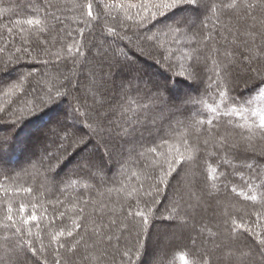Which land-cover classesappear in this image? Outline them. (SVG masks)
Wrapping results in <instances>:
<instances>
[{
    "label": "snow or ice",
    "instance_id": "1",
    "mask_svg": "<svg viewBox=\"0 0 264 264\" xmlns=\"http://www.w3.org/2000/svg\"><path fill=\"white\" fill-rule=\"evenodd\" d=\"M183 4L193 5L203 9L205 14H211L232 39L229 41L224 37L225 44L212 49L213 83L218 102L213 101L208 106L210 118L194 119L190 126L186 125L189 127L188 134L177 138L164 135L163 129H158L155 134L149 127L140 129L137 116L133 117V123L123 114L118 117L117 112L122 113V105L118 102L121 94L127 97L131 91H140L134 82L143 80L137 67L141 57L151 59L160 66L166 65V70L174 76L203 82L201 74L207 68V58L201 67L198 48L187 57L190 61L188 68L180 65L179 71H172V53L160 42V33L147 30L149 23ZM224 17L227 20H223ZM106 19H111L113 23L105 31L101 21ZM16 24L20 26L18 35L21 45L15 49L17 53L31 56L35 51L37 58L41 53L54 55L57 62L71 59L75 63L83 58L81 68H87L90 72V92L85 88L80 95L73 97L72 121L66 118L67 122H58L49 131L51 143L44 149L36 165L44 171L45 178L51 174L52 183L59 190L53 174L69 157L82 151L81 158L70 171L71 175L67 176L71 183L76 182L71 180V176L103 182L101 174L106 170V162L119 163L121 167L126 163L139 164L143 168L149 157L154 161L151 166L153 183L148 189H144L143 185L116 189L118 206L111 208L94 201H84V206H80L81 202L78 201L67 209L64 201L56 199L50 203L49 215L48 208L38 198L39 188L9 186L13 182L11 176L5 174L0 181V234H3L0 242L4 245L0 264H21V255L27 256L29 253V258H36L34 264L40 261L49 264L50 258L51 264H77V258L82 264H107L109 257L114 259L115 255L120 256L121 264H140L152 239L150 228L159 211L152 205L157 203L160 185L170 186V179H175L173 173L179 176L197 165L201 149L206 150L209 143L213 148L228 147L230 136L222 135L217 130L221 121L241 141H251L253 137L264 139V106L251 108L252 100L236 101L229 96L228 84L234 62H244L250 71L255 72V78L259 80L257 88L264 84V0H112L111 3L108 0H41L32 6L28 18L17 20ZM186 25H189V19L178 21L167 26L165 34L179 35ZM97 26H100L99 33L96 32ZM8 31L12 33L14 29L9 28ZM212 40V35L201 36L194 44ZM53 41L61 44L60 50L55 53L48 48ZM240 48L243 51H240V60L237 61L235 53ZM19 58L15 57L16 60ZM8 63H12V60ZM31 75L28 73L23 80ZM71 87L70 80L59 85L54 80L51 87L36 92L28 113L35 115L59 98L68 97L71 92L67 89ZM161 89L152 86L149 94L154 91V98L162 100ZM75 90L81 92L79 81ZM13 91L27 95L23 81L8 86L4 94L9 95ZM260 95L264 97V91ZM189 102L191 98L188 96L181 103ZM169 103L178 110L181 106ZM244 104L248 107H244ZM0 111L3 109L0 108ZM234 117H239L243 123L234 121ZM214 132L215 136L212 135ZM144 133H147V137ZM193 134L197 136L195 141L190 140ZM201 135L204 136L202 142ZM170 139H178L180 146L169 143ZM7 140L0 139V148ZM236 146L232 144V147ZM133 155L135 160H130ZM215 173L216 169H210L203 181L193 185L199 190V200L207 202L210 198L217 202L213 209L215 224L209 226L201 222L197 229L192 213L200 206L199 200L196 204L189 201L187 207L192 211H185L184 217H181L174 203L172 212L175 215L165 219H182L183 228L196 232L201 238V245L203 239L207 238L216 251L226 254L229 264H250L257 256L264 264V175L257 170L245 179L241 174L243 186L233 184L229 188L225 185L222 195L216 190L215 183L209 185V181H216ZM226 195H231L233 200L238 198L256 210L245 213L248 219L237 217L231 211L230 204L220 203ZM33 196L37 199L33 200ZM88 207L93 212L89 213ZM61 208H65V211H61ZM189 239L192 237L189 236ZM156 241L151 264H164V259L157 256V252L166 255V249L174 245L159 235ZM195 245L196 241L193 240L188 254L192 257L191 261L186 255L180 256L182 264H214L212 251L203 247L198 251Z\"/></svg>",
    "mask_w": 264,
    "mask_h": 264
},
{
    "label": "trees",
    "instance_id": "2",
    "mask_svg": "<svg viewBox=\"0 0 264 264\" xmlns=\"http://www.w3.org/2000/svg\"><path fill=\"white\" fill-rule=\"evenodd\" d=\"M40 2L41 0H0V49H7L6 51H0V74L8 72V67L10 66L14 67L12 70L17 69L18 71L17 77H10L7 81L3 83L1 82L0 84V108L3 109V112L0 111L1 122L3 121L1 119L5 117L9 118L10 121L26 117L28 111L25 108L32 104V98L36 95V92L44 88V86L45 88L51 87L54 80L57 85L61 84V79L63 78L66 79L65 81L70 80L72 83L71 85L73 86L71 87L72 97L80 95L85 88H88L89 90L91 88L90 83L87 84L85 79V71L88 69L81 68L83 58H80L75 63H73L71 59L66 62L63 60L57 62L54 55L45 56L41 53L39 58H37L35 51L32 52L31 56H25L22 53H17L15 51L16 48L21 46L18 35L20 26L16 24V21H23L28 18L31 15L32 6L37 5ZM108 2L111 3L112 0H108ZM132 2H139V0H132ZM113 15H116V13L113 12ZM186 19H189V25L184 26L179 35L177 33L165 34L167 33V26ZM222 19L227 20V17ZM112 23L113 21L111 19L102 20L101 26L106 31L107 27ZM9 28L14 29V31L9 33ZM210 29L211 32H209ZM147 30L160 33V42L168 48L170 53H172V71H179L180 65H183L184 68H188L190 61L187 57L194 53L195 48H198L200 52L201 67H203L205 58H207V68L201 74L203 82H193L179 76H174L166 70V65L160 66L151 60L150 63L147 62L145 64L149 69L139 72L140 77L143 80L134 82V85H138L140 91H131L127 97L123 94L120 95L118 102L122 105V113L117 112V116L119 117L123 114L130 120H133V117L137 116L140 120V125L138 126L140 129L143 127H149L153 130L154 134L158 129H163L164 135L178 138L181 135L188 134L189 127H186V125L190 126L194 119L200 120L206 117L210 118L211 114L208 106L213 104V101L218 102V99L215 96V84L213 83L214 53L212 49L221 48V46L225 44L224 37H227L229 41L232 37L227 36V33L223 31V28L217 24L215 17L211 14H205L203 9L196 8L190 4L178 6L167 12L165 15L158 17L147 25ZM87 31L88 30H86V35ZM99 31L100 26H97L96 32L99 33ZM208 35H212V41L194 44V41H199L201 36L207 37ZM67 43H71V41H67ZM48 48L52 53H55L60 50L61 44L53 41L52 43H49ZM240 51H243V49L240 48L235 53L237 61L240 60ZM16 56L20 57L19 60L15 59ZM10 59L12 60V63L9 64L8 61ZM32 59L37 61L35 62L37 68L32 69L28 66ZM140 59L144 58L141 57L138 60ZM45 60L48 62L45 63ZM69 67L72 68L71 71H68ZM154 68L157 69V71L160 70V75L154 74ZM189 71H191V69H189ZM28 73H32V75L29 76L27 80H23V77ZM255 77V72L250 71L244 62H234L232 64L228 81L230 89L229 96L241 103L247 100H252L253 103L251 108L264 106V97H261L260 95L261 91H264V84H261L259 88H257L256 85L259 84V80ZM21 81H23V87L26 93L28 95L30 94V96L31 93L33 95L31 96L32 98L30 97V100L24 101L28 96L25 95V92L13 91L9 95L4 94L5 91H7L8 86ZM78 81L81 89V92L79 93L75 90ZM153 81H156V84L153 83ZM152 86H159L162 88L160 93L163 97L162 100L154 98V91L149 94V90ZM177 87H181L180 92H177ZM188 96L191 98V102L181 103ZM65 98L66 97L59 98L56 102L45 107L43 111L35 115H30L34 116L33 122L37 119L36 116H42L46 109H53L57 103V107L68 108L73 111L75 101L66 102L67 100H65ZM169 102L180 104L181 106L179 110L176 107H172ZM89 103H91V101H89ZM243 106L248 107L246 104ZM8 111H11L10 114H7ZM42 118L47 120V116H42L39 118L41 122L43 121ZM226 119L227 118H225V120ZM233 120L243 123V121L239 120V117H234ZM4 121L8 122L9 120ZM2 123H0V139H6L7 127L6 123ZM133 123H135V120H133ZM9 127L10 126H8V129ZM13 128H22L21 123ZM21 130L22 131L20 132L24 133L21 135L22 137H18V135H20L19 133L18 135L13 136L10 143L9 141H6L3 147L0 148V181H2L5 174H7L11 176L13 182L9 186H32L34 188H39L38 198L40 199V203L43 204L45 208H48L49 215L51 214L50 203L54 202L56 199L64 201L65 208L67 209H71L73 204H76L78 201L81 202L80 206H84V201H94L97 204H107L109 208H111L118 206L117 202L119 197L117 196L116 189L138 187L140 185H143L144 189H148L149 185L153 183L151 180V166L154 163L152 157L148 158V161L144 163L143 168L140 167L139 164L132 163H126L121 167L119 163L114 162L115 167H108L105 172L101 174L103 176V182L99 179L93 180L88 177L71 176V180L76 181L75 183H71L67 179V176L71 175L68 171H71L75 165H69L68 160H70L71 157L70 159H67L53 174V178L56 179V183L59 184V190H57L52 183V175L48 174L46 179L44 171L36 166L38 161L35 162V164L25 162L24 166H19L22 155L25 152V148L22 146L21 141L22 139H27L31 135L27 127H24V129ZM217 130L222 135L227 134L230 136L228 147L213 148L212 143H209L206 150L201 149L197 165L190 167L187 169L186 173H182L179 176H176L175 173H173L175 179H170V186L168 187L160 185L159 195L156 196L157 203L152 205L154 209L158 208L159 211L156 213V218L153 220V224L150 228L152 239L149 241L146 250L155 249L158 235L162 239L170 241L174 247L166 249V255L162 252H157V256L164 259V264H182V261L180 260L182 254L188 256L189 261H191L192 257L188 254L193 247V240L196 241L195 246L197 250H201L198 241L200 237L197 236L196 232L191 231L190 228H183L182 219H165V217H173L175 215L172 212V206L174 203L177 205V211L180 212L181 217H184L185 211H192L191 208L187 207L189 201L191 200L192 204H196L200 196L198 188L193 187V185H195L197 181H203L205 174H207L210 169H216L215 175L217 176V179L214 182L209 181V185L215 183L216 190L222 195H224L225 185H228L229 188L233 184L243 186V182L240 179L241 174H243L245 179H247L249 175H254L257 170L260 171L261 175H264V139L253 137L251 141H241L235 133L228 128L224 121H221V126H218ZM144 135L147 137V133H144ZM212 135L215 136V132ZM196 138L197 136L195 134L190 136L191 141H195ZM203 138L204 136L201 135V142ZM157 143H159L158 138ZM169 143L180 146L178 139H170ZM233 143L237 146L232 147ZM136 147L139 148L140 145L137 144ZM183 150L184 149L181 146V151ZM1 156H5L6 161L3 160ZM129 159L135 160V156L133 155ZM249 165L252 166L251 169H249ZM66 168L69 169L64 171ZM60 181H64V183L61 184ZM152 191L153 195H155V190L152 189ZM145 198L150 199L148 197ZM16 199H19V197H16ZM32 199L35 200L37 197L33 196ZM216 203V201H213L210 198H208L207 202L199 200L200 206L192 213L196 218L195 222L197 225V219H200V216L203 213L205 216L202 223L211 226L212 221L209 220H214L213 209ZM220 203L230 204L233 214L237 217H244L245 219H248V217L245 216V213H251L256 210L253 209L251 205L238 198L233 200L231 195H226V198L222 199ZM65 208H61L60 210L65 211ZM29 211H31L30 208ZM87 211L91 213L93 212V209L88 207ZM96 211L99 212L100 209H96ZM70 214L71 213L69 212V215ZM252 219L254 220L255 217H252ZM33 231H35V229ZM189 233H191V235ZM2 235L3 234H0V240H2ZM189 236H191L192 239H189ZM205 241L208 242V239L206 238ZM185 245H187V247H185ZM210 251L213 253L212 258L214 264H221L223 259L229 262L226 254L223 255L216 251L214 247ZM3 254L4 245L0 242V256ZM153 254L154 253L152 252L149 253V260H151ZM29 257H31L30 253L27 256L21 255V264H34L36 258ZM39 264H43V261H40ZM49 264H51V258L49 259ZM77 264H82L79 258H77ZM250 264H261V258L259 256L255 257Z\"/></svg>",
    "mask_w": 264,
    "mask_h": 264
},
{
    "label": "rangeland",
    "instance_id": "3",
    "mask_svg": "<svg viewBox=\"0 0 264 264\" xmlns=\"http://www.w3.org/2000/svg\"><path fill=\"white\" fill-rule=\"evenodd\" d=\"M30 61H31V63L28 66H30L32 69L33 68H37L36 67L37 65L35 64V62H37V61L35 59H32ZM150 61H151V59H148V60L140 59V60H138L137 61V67L139 69V72H142V71H144L146 69H149V68L146 67L145 64L147 62L150 63ZM28 66H27V68H28ZM147 66L150 67L149 65H147ZM10 69L12 70V69H14V67L13 66L8 67V70L10 71V72L8 71L9 73L8 72H5L6 74L5 73L0 74V79H1L0 80V84H1V82L3 83L5 81H7L8 78H10V77L11 78H14L15 76L16 77L18 76L17 75L18 74L17 69L16 70H12V71ZM71 69L72 68L69 67L68 68V71L69 70L71 71ZM150 71H151V69H150ZM153 71L155 72L154 74H159L160 75V73H159L160 70L157 71V69L154 68ZM85 72H86L85 73V77L86 76L89 77V79H86L87 84H88V83H90V72H89V70H86ZM162 77H163V74H162ZM65 80H66L65 78L61 79V84L66 83L67 81H65ZM151 82H152V79H151ZM155 82L156 81H153V83H155ZM44 88H45V86H44ZM71 89L72 88H69L67 90L71 92ZM177 89H178L177 92H180L181 91V87H177ZM89 92H90V90H89ZM31 96H33L32 93H31ZM31 96L29 94L24 101L30 100V97ZM72 98L73 97L71 95H69L68 97L65 98V100H67L66 102H68V101H71L72 102L73 101ZM57 105H58V103H57ZM57 105L53 108V109H56V110H53L51 108V110L46 109L43 112L42 116L43 117H46L47 116V120H45V119L42 118V120H43L42 122H41V120H39V118H41L42 116H40V117L39 116H36L37 119L33 122V120H34L33 117L34 116H30L29 113H28V115L26 117H22V118H19V119L16 118L17 120H13V121H10V119L9 118H6V117H5L6 119L5 118L1 119V120H3L2 121L3 123L1 121H0V123H2V124H5L6 123V127H7V138L6 139H8L7 141H9V143H10V140L13 138V136L18 135L19 133H20V135H18V137H22L21 135H23L24 133H21L20 131H22L21 129H24V127H27L28 128V131L31 134L30 137H28L27 139H22L21 138L22 139L21 144L25 148V152L22 155V158L20 160L21 162L19 163V166H21V167L24 166L25 165V162L26 163L29 162L30 164L31 163L32 164H35V162H37L39 160V158H40L42 152L44 151V149L48 146L49 143H51V139L52 138L49 136L50 129L52 127H54L58 122H67L66 121V118H68V121L69 122L72 121V117H73L72 112L73 111H71L68 108L65 109V108H62V107L61 108L60 107H57ZM29 107H31V105L27 106V108H25V109H28ZM59 110L61 112H63L64 115H61L63 117H61V116L59 117L61 119H59V118L56 119L55 116L57 115V113L59 112ZM10 112L11 111H8L7 114L8 113L10 114ZM15 116H17V115H15ZM7 117H9V116H7ZM4 120H9L10 122L9 121L8 122L7 121H4ZM20 123H21L22 128H19V129L13 128V127H17ZM8 126H10L9 129H8ZM41 127H43L42 129H44V130L41 131L40 133L36 134L37 129L38 128H41ZM83 131L86 132L87 129H83ZM82 154H83L82 151H78V153L73 154V156H71L72 158L69 157L68 159L71 158L70 160H68L69 165L76 164L78 162V160L81 158V155ZM2 158H3V160L6 161V157L5 156H3ZM111 164H112V167H111ZM69 165H68V167H69ZM108 167L109 168L115 167L114 162H110V161L106 162V168H108ZM69 168H66L64 171H67ZM68 172L70 173V171H68ZM204 216H205V214L202 213L201 216H200V219H197L198 220V225L196 224L197 229L200 228L201 222L204 221ZM209 221H212V224H215L216 223V221L215 220H212V219H210ZM189 232H191V231H189ZM189 234L191 235V233H189ZM205 240H206V238L203 239V245H201V238L198 239V241H199V247L200 248H202V247L203 248H208L210 250L213 249L214 245L212 243H210L209 240H208V242H206ZM121 246H123V242L121 243ZM154 250H146L145 251V254L141 258L140 263L141 264H151V260L148 259V255H149L150 252L154 253ZM223 255H225V254H223ZM226 262L227 261H225L223 259L221 261V264H227V263H229V262H227V263ZM107 264H121V258H120V256L119 255H115V258L114 259L112 257H109Z\"/></svg>",
    "mask_w": 264,
    "mask_h": 264
},
{
    "label": "bare ground",
    "instance_id": "4",
    "mask_svg": "<svg viewBox=\"0 0 264 264\" xmlns=\"http://www.w3.org/2000/svg\"><path fill=\"white\" fill-rule=\"evenodd\" d=\"M61 115H64L63 114V112H61L60 110H59V112L57 113V115L55 116L56 117V119H58ZM61 117H63V116H61ZM59 119H61V118H59ZM46 125V124H45ZM44 125V126H45ZM43 126V127H44ZM43 127H41L40 129H38V131H36V134H38V133H40L41 131H43L44 129H42Z\"/></svg>",
    "mask_w": 264,
    "mask_h": 264
}]
</instances>
